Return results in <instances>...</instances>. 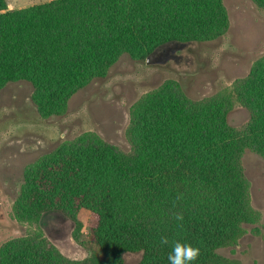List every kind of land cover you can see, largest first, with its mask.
I'll return each instance as SVG.
<instances>
[{"label":"trees","instance_id":"1","mask_svg":"<svg viewBox=\"0 0 264 264\" xmlns=\"http://www.w3.org/2000/svg\"><path fill=\"white\" fill-rule=\"evenodd\" d=\"M264 8V0H251ZM228 27L222 0H47L8 9L0 0V89L25 81L41 118L104 78L122 55L143 60L168 42L206 41ZM219 96L192 99L178 83L157 88L132 111L129 149L85 133L29 166L20 216L58 211L78 237L87 212L85 258L66 256L43 233L0 246V264H169L176 242L199 248L192 264H222L218 249L251 221L246 150L264 158V54ZM241 106L249 119L228 121ZM166 238V242L165 241Z\"/></svg>","mask_w":264,"mask_h":264},{"label":"rangeland","instance_id":"2","mask_svg":"<svg viewBox=\"0 0 264 264\" xmlns=\"http://www.w3.org/2000/svg\"><path fill=\"white\" fill-rule=\"evenodd\" d=\"M47 0H7L8 9ZM228 27L222 36L206 41L168 42L143 60L122 55L104 78H95L77 91L61 116L41 118L31 100L32 86L25 81L0 89V246L19 236L43 233L66 256L85 258L87 212L78 213L80 231L58 211L40 220L20 216L16 199L30 165L63 141L92 133L129 149L132 111L155 89L178 83L192 99L212 98L232 88L252 63L264 54V8L251 0H222ZM249 112L235 106L228 114L240 126ZM249 191L251 221L242 224L233 240L218 249L222 264H264V158L250 150L243 156ZM141 253H125L127 264H136Z\"/></svg>","mask_w":264,"mask_h":264},{"label":"clouds","instance_id":"3","mask_svg":"<svg viewBox=\"0 0 264 264\" xmlns=\"http://www.w3.org/2000/svg\"><path fill=\"white\" fill-rule=\"evenodd\" d=\"M199 251V248L190 244L176 242L168 254L169 264H192L197 259Z\"/></svg>","mask_w":264,"mask_h":264},{"label":"water","instance_id":"4","mask_svg":"<svg viewBox=\"0 0 264 264\" xmlns=\"http://www.w3.org/2000/svg\"><path fill=\"white\" fill-rule=\"evenodd\" d=\"M172 42H176V41H172Z\"/></svg>","mask_w":264,"mask_h":264},{"label":"crops","instance_id":"5","mask_svg":"<svg viewBox=\"0 0 264 264\" xmlns=\"http://www.w3.org/2000/svg\"><path fill=\"white\" fill-rule=\"evenodd\" d=\"M18 8H20V7H18Z\"/></svg>","mask_w":264,"mask_h":264}]
</instances>
